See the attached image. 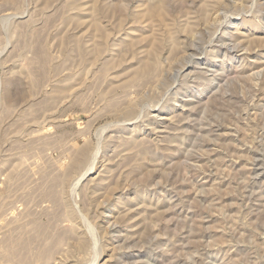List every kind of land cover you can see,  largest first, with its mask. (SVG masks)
<instances>
[{"label":"rangeland","instance_id":"rangeland-1","mask_svg":"<svg viewBox=\"0 0 264 264\" xmlns=\"http://www.w3.org/2000/svg\"><path fill=\"white\" fill-rule=\"evenodd\" d=\"M0 264H264V0H0Z\"/></svg>","mask_w":264,"mask_h":264},{"label":"bare ground","instance_id":"bare-ground-1","mask_svg":"<svg viewBox=\"0 0 264 264\" xmlns=\"http://www.w3.org/2000/svg\"><path fill=\"white\" fill-rule=\"evenodd\" d=\"M157 5H155V7H156ZM149 7V6H148ZM153 11H154V9H152ZM158 10V9H157ZM251 10V9H250ZM161 11V10H160ZM154 12H156V8H155V11ZM156 18H158V16L156 17ZM95 33H96V31H95ZM102 33V32H101ZM152 43V42H151ZM156 43V42H155ZM158 44V43H157ZM149 53V52H148ZM154 54V53H153ZM151 63V62H150ZM149 64V63H148ZM153 66V65H152ZM143 70V69H142ZM144 73V72H143ZM141 74H142V72H141ZM97 152H98V150H97ZM95 160H96V156H95V158H94V160H93V163L90 165V167H89V169H88V172H89V170H91L92 169V167H94V163H95ZM79 181V180H78ZM77 186H78V183H75ZM75 186V185H74ZM77 186H75V187H77ZM74 187V188H75ZM10 215V214H9ZM25 215V214H24ZM13 217V216H12ZM11 218V217H10ZM17 218V217H16ZM23 218V217H22ZM28 221V220H27ZM8 223V222H7ZM30 223V222H29ZM39 228V227H38ZM30 229H31V227H30ZM37 231V230H36ZM40 232V231H39ZM38 232V233H39ZM29 233V232H28ZM61 234V233H60ZM33 238V237H32ZM16 239V238H15ZM24 239V238H23ZM31 239V238H30ZM26 240V239H25ZM42 240H43V238H42ZM16 241V240H15ZM28 241H29V239H28ZM29 243H30V241H29ZM37 244V243H36ZM26 245V244H25ZM25 245H23V246H25ZM27 247V246H26ZM21 249V248H20ZM28 249H29V246H28ZM27 248H26V250H28ZM36 249V248H35ZM18 250H19V248H18ZM38 251V250H37ZM46 251V250H45ZM16 252V251H15ZM28 252V251H27ZM26 252V253H27ZM33 254V253H32ZM43 254V253H42ZM44 257H45V255H44Z\"/></svg>","mask_w":264,"mask_h":264}]
</instances>
